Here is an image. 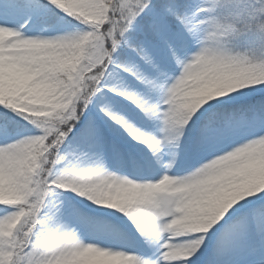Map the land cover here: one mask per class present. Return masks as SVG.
<instances>
[{"label": "snow or ice", "instance_id": "obj_1", "mask_svg": "<svg viewBox=\"0 0 264 264\" xmlns=\"http://www.w3.org/2000/svg\"><path fill=\"white\" fill-rule=\"evenodd\" d=\"M0 264H264V0H0Z\"/></svg>", "mask_w": 264, "mask_h": 264}]
</instances>
